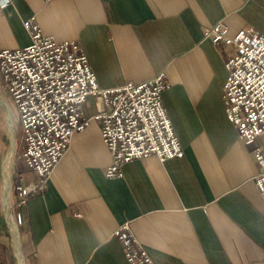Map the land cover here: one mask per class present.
Wrapping results in <instances>:
<instances>
[{"label":"crops","instance_id":"0c3cea01","mask_svg":"<svg viewBox=\"0 0 264 264\" xmlns=\"http://www.w3.org/2000/svg\"><path fill=\"white\" fill-rule=\"evenodd\" d=\"M78 42L97 83L114 89L164 74L165 110L184 157L134 160L110 179L113 157L93 119L73 136L44 195L15 209L18 246L4 210V169L35 180L19 156L20 115L0 75V264H129L114 236L130 224L155 264H264V197L252 153L227 118V54L205 37L224 24L264 34V0H0V51L26 48L25 21ZM89 118L97 100L84 106ZM15 147L12 150V133Z\"/></svg>","mask_w":264,"mask_h":264},{"label":"built area","instance_id":"2783aa9c","mask_svg":"<svg viewBox=\"0 0 264 264\" xmlns=\"http://www.w3.org/2000/svg\"><path fill=\"white\" fill-rule=\"evenodd\" d=\"M24 27L31 44L0 51L1 86L14 103L23 130L19 159L35 175L34 181L24 184V175L19 173L16 183L10 165L4 169V210L15 244L19 241L15 209L44 195L73 136L85 131L93 119L101 121L102 140L113 157L105 170L110 179L123 177V167L134 160L154 156L164 162L185 156L165 110L162 94L170 83L163 73L140 84L105 89L97 83L78 42L46 36L34 18L25 21ZM228 33L219 24L207 30L205 37L227 54L225 110L239 139L247 144L264 137V34L253 28L234 36ZM89 97L97 100L93 118L84 113ZM252 153L259 167L255 182L264 197V146ZM114 236L123 244L129 264H155L130 224L119 226Z\"/></svg>","mask_w":264,"mask_h":264},{"label":"bare ground","instance_id":"6f19581e","mask_svg":"<svg viewBox=\"0 0 264 264\" xmlns=\"http://www.w3.org/2000/svg\"><path fill=\"white\" fill-rule=\"evenodd\" d=\"M14 143H15V138H14V132L12 133V150H11V154H12V152L14 151V147H15V145H14Z\"/></svg>","mask_w":264,"mask_h":264}]
</instances>
